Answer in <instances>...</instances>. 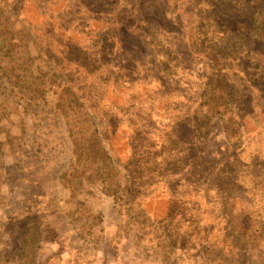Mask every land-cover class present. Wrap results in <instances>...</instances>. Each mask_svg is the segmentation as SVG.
<instances>
[{
  "label": "rangeland",
  "instance_id": "374dc122",
  "mask_svg": "<svg viewBox=\"0 0 264 264\" xmlns=\"http://www.w3.org/2000/svg\"><path fill=\"white\" fill-rule=\"evenodd\" d=\"M261 2L0 0V264H264Z\"/></svg>",
  "mask_w": 264,
  "mask_h": 264
},
{
  "label": "trees",
  "instance_id": "16d2710c",
  "mask_svg": "<svg viewBox=\"0 0 264 264\" xmlns=\"http://www.w3.org/2000/svg\"><path fill=\"white\" fill-rule=\"evenodd\" d=\"M262 2H261V5H260V12L262 11V15H264V0H261ZM259 12V13H260ZM263 18H264V16H263ZM258 21V20H257ZM256 21V22H257ZM255 22V23H256ZM258 27L261 29V31L263 32L262 34H263V36H264V19H262L261 21H260V23L258 24ZM215 61H216V59H215ZM89 148V147H88Z\"/></svg>",
  "mask_w": 264,
  "mask_h": 264
}]
</instances>
